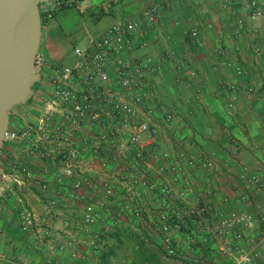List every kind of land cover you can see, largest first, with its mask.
<instances>
[{
	"label": "built area",
	"instance_id": "built-area-1",
	"mask_svg": "<svg viewBox=\"0 0 264 264\" xmlns=\"http://www.w3.org/2000/svg\"><path fill=\"white\" fill-rule=\"evenodd\" d=\"M213 1L225 10L230 0ZM51 3L60 9L72 0ZM246 8L250 22L264 31V0H246ZM43 12L49 16V9ZM159 18L155 6L142 12L149 26L158 25ZM234 24L237 34L246 28L242 18H235ZM137 29L138 23L118 19L73 47L72 66L54 68L41 114L24 128L8 126L4 133L0 195L17 188L21 232L33 234L50 253L67 250L71 259L79 256L77 234H83L87 248L97 254L110 234L125 224L144 246L158 250L170 263L208 264L199 252L204 248L211 249L220 264L264 263V200L260 198L264 196V161L255 157L236 171H224L221 163L235 164L242 150L230 132H223L225 160L220 162L197 143L198 133L187 113L160 108L161 115L154 118L152 109L144 107L152 100L145 83L150 60L120 58L132 53ZM183 34L186 46L198 43L196 28ZM219 36L229 35L221 30ZM223 54L220 50L218 55ZM261 54L259 47L253 48L255 60ZM34 65L38 72L42 70L43 54L37 53ZM233 72L241 77L244 68L236 64ZM196 75L195 70L188 73L190 78ZM240 89L264 105V78L242 88L227 83L225 113L229 117L237 112ZM18 119L23 120L21 115ZM175 122L186 126L187 135L170 142L165 130ZM16 144L24 149V157L15 153ZM262 147L264 137L250 150L258 152ZM32 160L53 162L55 182H69L65 195L50 190L48 181L32 169ZM30 190L40 195L44 214L24 204ZM87 190L94 201L83 204L76 233L70 221L63 220L65 240L55 244L51 214L67 207L68 200L85 201ZM4 260L0 253V262ZM51 263L50 259L44 262Z\"/></svg>",
	"mask_w": 264,
	"mask_h": 264
},
{
	"label": "crops",
	"instance_id": "crops-1",
	"mask_svg": "<svg viewBox=\"0 0 264 264\" xmlns=\"http://www.w3.org/2000/svg\"><path fill=\"white\" fill-rule=\"evenodd\" d=\"M46 5L45 10L49 9V13L53 14L42 24L38 52L44 56V65L39 72V82L33 96L21 106L22 108L9 111L8 126L14 129L24 128L28 122L26 118L33 120L41 114L42 97L48 93L49 77L54 68L73 65L75 59L72 49L83 44L85 36L91 34L87 26H97L98 15L107 19L101 22L100 31L96 34L102 33L118 19L123 18L138 23V29L134 36L132 53L121 55L120 58L150 60L145 83L148 84V95L152 96V100L144 107L152 109L154 118L161 115L160 108H175L187 113L198 133L197 143L219 158L220 162L225 160V152L222 149L223 132H230L237 138L242 150L235 164L226 166L221 163L224 171H236L244 164H250L255 157L264 161V147L258 152L250 150L252 144L260 142L264 137V105L257 96L247 97L243 89H240L236 114L229 117L225 113L227 83L240 85L242 88V85L264 78V35L256 34L264 31L257 28V24L250 22L246 0H230L225 10L217 7L213 0L200 3H197V0H72L65 9L74 8L76 15L66 14L61 17L71 25L63 39L55 35L51 21L64 9H54L52 3ZM154 6L159 9V24L149 26L142 20V12ZM43 13L44 17L48 16ZM237 17L244 20L246 27L239 34L236 33L234 24ZM208 24L211 27L208 28ZM190 28L198 30V43L186 46L183 33ZM221 30L229 36L220 38ZM141 42H145L147 46L142 48ZM254 47H259L262 51L258 60L253 57ZM220 50L224 51L221 57L218 55ZM236 64L244 68V75L241 77H237L233 72ZM190 70L197 72L195 78L188 76ZM155 100L157 101L154 102ZM20 115L22 121H18ZM186 130L183 123L175 122L173 126L166 128L165 136L170 142L181 137L186 138ZM13 147L15 153L24 157V149L20 144ZM30 163L36 174L48 181L51 191L66 194L69 182L66 180L61 185L55 182L56 168L52 161L32 160ZM19 193L14 187L12 192L4 191L0 195V253L5 257L0 264H44L47 259L52 261L51 264L130 263L131 257L120 255L121 251L129 248L118 247L113 238L117 232L129 230L125 224H121L110 234L97 254L87 248L86 238L81 233L77 234V258L71 259L67 250L50 253L47 245L39 243L33 234L21 232L18 217ZM85 196V201L68 200L67 207H59L51 214L55 244L65 240L62 231L63 220H69L71 231L76 233L83 204L94 201L89 190L85 192ZM260 198L264 200V196ZM24 204L37 214L45 212L44 203L35 190L25 193ZM106 217L102 215V218ZM109 250H113L111 255L104 259ZM207 262L209 264V260ZM167 263L175 264L168 261Z\"/></svg>",
	"mask_w": 264,
	"mask_h": 264
},
{
	"label": "water",
	"instance_id": "water-1",
	"mask_svg": "<svg viewBox=\"0 0 264 264\" xmlns=\"http://www.w3.org/2000/svg\"><path fill=\"white\" fill-rule=\"evenodd\" d=\"M50 0H0V154L8 113L34 94L41 38L40 5Z\"/></svg>",
	"mask_w": 264,
	"mask_h": 264
},
{
	"label": "trees",
	"instance_id": "trees-1",
	"mask_svg": "<svg viewBox=\"0 0 264 264\" xmlns=\"http://www.w3.org/2000/svg\"><path fill=\"white\" fill-rule=\"evenodd\" d=\"M39 11L42 26L44 20L52 17L53 13L50 12L49 16L44 17L43 11L41 9ZM37 85L38 84H35L34 91ZM113 238H115L116 244L119 245L118 247L127 246L129 248V257H131L129 264H168L163 261L158 250L144 246L139 238V235L134 231L126 230L122 233L117 232L113 235ZM112 251L113 250H109V253H106L104 259H107V257L111 255Z\"/></svg>",
	"mask_w": 264,
	"mask_h": 264
},
{
	"label": "rangeland",
	"instance_id": "rangeland-1",
	"mask_svg": "<svg viewBox=\"0 0 264 264\" xmlns=\"http://www.w3.org/2000/svg\"><path fill=\"white\" fill-rule=\"evenodd\" d=\"M52 1L53 0H50L49 2L40 5V9L42 11L45 10L46 9V6H47L46 4L51 3ZM75 12H76V10L74 8H72V7H69L67 9L62 10V11H59V13L56 16V18L51 21V24L53 25L52 26V28H53L52 30L55 33V35H57L58 37H60L62 39L64 38L63 35L64 34L66 35V33L70 29L71 25H69L68 23H66L61 17L63 15H66V14H69V15L75 14L76 15ZM106 19L107 18L105 16L98 15V17H97V20H98L97 26H91V25H88L87 26V28L90 30L89 32L92 35L98 33L100 31V28H101V22H104ZM257 30H259V29H257ZM256 34H258L260 36V34L264 35V32H262V33L258 32ZM21 106L22 105H18V106L14 107V108L20 109V108H22ZM24 117H26V116H24ZM26 119L28 121L29 120H32L30 117H28ZM210 251H212V250L209 249V248H207L206 250H199V252H201L202 255L209 260V264H220L219 259L212 252H210ZM120 255L121 256L122 255H124V256L126 255L125 257L129 256V250L127 249L125 251H121L120 252ZM163 261L167 263V261L165 259H163Z\"/></svg>",
	"mask_w": 264,
	"mask_h": 264
}]
</instances>
